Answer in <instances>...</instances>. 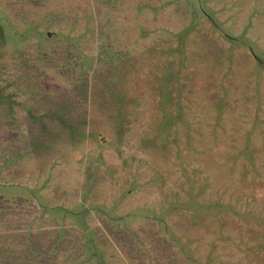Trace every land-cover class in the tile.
Segmentation results:
<instances>
[{"label": "rangeland", "instance_id": "rangeland-1", "mask_svg": "<svg viewBox=\"0 0 264 264\" xmlns=\"http://www.w3.org/2000/svg\"><path fill=\"white\" fill-rule=\"evenodd\" d=\"M0 264H264V0H0Z\"/></svg>", "mask_w": 264, "mask_h": 264}]
</instances>
